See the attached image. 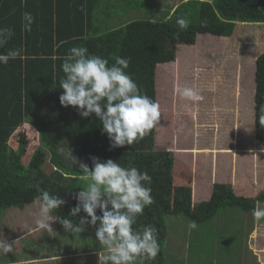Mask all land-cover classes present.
Returning <instances> with one entry per match:
<instances>
[{
    "label": "trees",
    "instance_id": "obj_1",
    "mask_svg": "<svg viewBox=\"0 0 264 264\" xmlns=\"http://www.w3.org/2000/svg\"><path fill=\"white\" fill-rule=\"evenodd\" d=\"M144 2L142 5L138 0H0V28L7 27L14 32L0 52L23 49L18 58L0 64V213L9 206L22 209L40 198L42 190H47L66 201L54 214L78 223L86 214L81 211L69 217V212L77 203L76 193L86 188L88 181L82 179L78 165L70 159L69 149L72 156L88 164L90 169L92 156L101 161H118L124 167L134 166L137 159L146 156L145 167L152 177L150 187L165 181L168 184L164 189L172 188L176 195L183 194L172 204L174 207H170L169 193L163 199L154 197L155 202L144 209L133 225L137 229L144 225L157 228L160 251L155 260L146 263L161 264L163 241L168 237L166 216H184L190 223L200 224L213 219L226 206L251 213L256 203L264 199V191L248 197L235 194L229 184H215L207 202L192 206L189 195L183 192L190 186L179 183V179L172 180L174 158L172 161L161 158L164 166L157 165V154L150 156L136 149L142 144L140 140L130 146L111 148L95 114L82 118L74 107L61 106L59 96L63 89L59 83L64 78L63 58L74 46L87 47L90 54L108 59L109 65L115 62L114 57L129 58L126 71L142 92L156 101L157 64L174 60L177 48L193 45L198 34L226 38L232 35L236 22L264 23V0H180L174 8L161 11L159 18L154 17L152 0ZM119 3L122 7L117 13L102 16ZM136 7L143 9L147 17L124 21L123 15ZM24 12H30L35 18L30 32L22 27ZM110 16L121 24L108 27ZM178 18L190 21L187 30H179ZM201 21H207L206 26H201ZM254 102V134L264 145V50L255 60ZM156 125L159 139L163 133V119L160 118ZM27 130L32 132L37 143L24 162L22 157L29 155L26 153ZM152 130L144 137L149 147L155 139L150 136ZM16 133L18 137L11 146L9 139ZM232 142V147L226 151L240 152L234 136ZM61 148L66 154L59 153ZM184 151L202 152L192 147ZM250 151L264 152V149ZM46 160L50 165L48 172L43 168ZM97 215H100L99 210ZM56 226L62 227L58 222ZM224 249L229 251L230 248ZM233 258L231 255L230 259Z\"/></svg>",
    "mask_w": 264,
    "mask_h": 264
},
{
    "label": "rangeland",
    "instance_id": "obj_2",
    "mask_svg": "<svg viewBox=\"0 0 264 264\" xmlns=\"http://www.w3.org/2000/svg\"><path fill=\"white\" fill-rule=\"evenodd\" d=\"M179 1L180 0H152L154 17H162L161 11L171 9ZM138 2L142 3V5L145 4L144 0H138ZM162 7L165 8L162 9ZM143 13V9L136 7L132 14H127L124 17V21L130 20L131 18L137 19L147 17V15ZM114 25H119V22L114 23ZM263 50L264 24L259 22L239 23L236 24V29L233 31V34L226 38L215 36L210 33L198 34L193 45H181L177 48L173 61L158 64L155 68L156 102L160 106L161 115L159 119L162 118L164 121V127L162 128L161 126L163 133L161 137L157 139L156 136L159 135V132L158 130L154 131L153 128L150 132L151 138H155L153 145L149 147L150 144H148L145 139L147 137L146 135L145 138L140 140L142 141L140 148L136 149L138 151L142 149L140 152L145 151L150 156H156L157 154L159 157L157 156L158 162H156V164L161 166H164L161 158L171 161L172 158H174L172 180L174 182V180L179 179V183L190 186L188 191L183 192L189 195L192 206L201 201L207 202L210 197L207 195V190H201L199 176H197L195 180H192L187 173L189 172V168H192L193 170H198L199 173L202 170L203 174H201V176L206 174L210 175L211 173L209 172L211 169L208 168L207 156L209 154H191L185 153L186 151L184 150L189 149L190 141L194 138V140H197L203 137L199 144L200 146L206 145L209 140V132L206 129H209L210 126L201 124H198L201 126L195 125L197 126L196 128L203 127L205 131L202 130L201 133L199 132V134L194 135L193 130L191 133L189 126L194 128L192 123H194L195 119L197 120V112H199L198 107L201 105L195 104V99L183 97L178 89L184 86L190 87L196 90L199 95L200 88L204 84L233 85V87L236 86L239 90L241 89L240 91H242V93L239 94L241 108L238 111L240 114L239 120H241V126L236 145L239 149H250L247 152H239L237 154V163L234 165L230 164V182H226V184H229L232 187V191L237 195L248 197L256 196L259 192L264 191V152H253L250 150H262L264 147L262 142L254 136L255 134L252 126L253 108L249 99L253 92V58ZM237 65H239L238 68L236 67ZM241 65L243 66L241 67ZM228 91L231 93V89H228ZM199 99L200 98H197L196 100ZM181 101H186L184 108ZM220 111L221 110H218V112ZM191 112L194 114L192 115ZM209 112H211V110H209ZM206 118L208 119V117ZM214 118L219 117L216 114ZM205 121L206 120L203 122ZM188 123H190V125H188ZM222 126L225 127L226 124ZM156 127L158 126L156 125ZM226 127L230 128V125ZM222 132H226V130ZM16 137H18L17 133L12 135L9 139V144L11 146H14ZM25 137L27 139L26 153L29 154L32 153L37 142L33 138L31 131H25ZM257 141H259V143ZM219 144V147H232L233 142L231 143V134L219 140ZM192 148L201 150L198 149L197 146ZM214 148L216 149V147ZM58 151L59 153L65 154L67 152L62 148ZM176 151H183L184 153L175 154ZM198 154L207 155L204 157V155L200 156ZM29 156L30 154L27 157H22V160L25 162ZM146 158L147 157L144 156L137 159L134 167H137L141 171H147V167H145ZM228 158V161L230 160L231 163V154L228 155ZM223 159L224 158H221V160ZM182 161H185V163ZM195 161H197L198 164H195ZM166 162L167 161H165V164H168ZM198 165H200V168ZM195 166H197V168H195ZM43 168L46 172L49 171L50 165L47 163V160ZM227 168H229V164ZM231 169L233 170L231 171ZM235 173L237 175L234 180ZM166 184L168 183L165 181L159 185L154 184L153 187H151V195L163 199L165 194L169 193L171 196L170 207H174L172 204H176V200L183 194L180 193L176 195V192L172 188L164 189V185ZM196 188H198L199 193L196 191ZM210 192V195H212L213 189ZM253 192L254 195H252ZM196 196L200 201L197 202V200H194ZM40 203L41 201L37 197L31 203L24 205L22 210H16L15 207H10V209L8 208L10 214L3 215L7 211H2L0 213V226L4 228L0 232L5 238L10 239L11 236L22 234V237H32L35 242L34 246L30 247L31 240L26 238L24 242L27 243V247H25V252H23L21 256H25L26 253H29L30 257L31 252L33 255H48V257L52 254H57L58 256L63 255L64 257L60 259L59 264H64L69 261L68 255L71 252V256H73L77 262H89L91 259H98V257L103 258V256L108 254V249L96 240V228L93 226H86V230L80 234H72L70 232H65L64 229H58L56 221H50L49 223L51 224L53 232L46 231L47 235L43 233L45 231L40 229L36 224ZM257 206L264 207V199L262 203ZM11 214H13V217H16L17 214L20 216L18 219L21 220V222L17 223V226L23 225L22 229L15 227L16 222L14 219L16 220V218L10 217ZM52 217H55L54 213ZM165 218L168 220V222L165 223V232L168 238L163 241V249L165 251L164 253L168 254V257L165 259L164 264L173 261H184L186 264H194L195 262H199L200 264H212L214 260L213 253L216 255L217 248L221 250L226 246L237 253L239 251H244L245 257H248L250 253L254 251L257 259L264 264V219L257 221L253 215L252 219L254 223L250 222L251 213H246L231 206H226L224 209H221L213 219L205 223L196 224L194 228L191 227L192 223L184 216H179L178 220H174L170 215ZM255 221H257V223H255ZM8 223H10V225ZM204 227H206L207 232H205ZM33 228L40 230H37L38 232L34 230L35 233L32 231ZM2 231H5L6 234ZM29 232L33 233L27 235ZM41 236L43 239L38 244L37 242L41 239ZM242 248L243 250H241ZM232 250V253L229 255L234 254ZM10 257H12V253L5 256L0 253V260L8 261ZM45 261L46 260L41 264H55V260L52 261L49 259L47 262ZM236 263L238 262H228L225 258L221 264ZM256 263L258 264V262Z\"/></svg>",
    "mask_w": 264,
    "mask_h": 264
},
{
    "label": "clouds",
    "instance_id": "obj_3",
    "mask_svg": "<svg viewBox=\"0 0 264 264\" xmlns=\"http://www.w3.org/2000/svg\"><path fill=\"white\" fill-rule=\"evenodd\" d=\"M34 19L30 12L23 13L24 31L32 30ZM239 23L246 22H236ZM189 24L186 18L176 20L180 31L187 30ZM206 24L207 21H201V26ZM13 35L12 29L0 28V49ZM176 38H179V32ZM22 52V48L0 52V64L18 58ZM114 60L109 65L108 59L90 54L87 47L74 46L63 58L61 69L64 78L59 83L63 89L59 96L61 106L74 107L82 118L95 114L111 148L130 146L143 139L151 129L158 130L156 124L161 115L159 104L144 94L126 71L129 58L117 56ZM178 90L185 98H198L193 88ZM68 155L73 164L78 165L82 179L88 181L86 188L76 193L74 198L77 203L70 209L69 217H75L81 211L86 215L78 223L68 217L55 215L53 218L52 214L66 201L42 190L36 219L38 227L53 232L49 222L56 221L65 232L80 234L86 230V226H94L96 240L108 249V254L102 258L103 264H146L155 260L160 251L157 228L153 225H144L140 229L133 227L144 209L155 202L150 187L152 177L148 172L134 166H121L112 159L101 161L95 156L90 157V169L88 164L72 156L71 149ZM97 210L100 215H97ZM253 215L257 221L264 219V207H255ZM191 227H196L195 221ZM13 251L12 244L4 238L0 239V253L6 255Z\"/></svg>",
    "mask_w": 264,
    "mask_h": 264
},
{
    "label": "crops",
    "instance_id": "obj_4",
    "mask_svg": "<svg viewBox=\"0 0 264 264\" xmlns=\"http://www.w3.org/2000/svg\"><path fill=\"white\" fill-rule=\"evenodd\" d=\"M122 6H120L119 4L114 5L112 8L113 10L109 11L108 13L102 15L104 17H106V15H114V13H117L119 11V9ZM126 7V6H125ZM135 9V8H134ZM133 10H130L128 12H126L123 16L125 17L127 14H132L134 12ZM123 17V20H124ZM100 18V17H99ZM130 19V18H129ZM132 19V18H131ZM108 20V27H115L116 25H114V23L119 22V24H121V22L119 20H112L111 16L110 18H107ZM127 21V20H126ZM118 26V25H117ZM105 28V27H104ZM259 55V54H258ZM257 55V56H258ZM257 56H255L253 58L254 61V75H253V92L251 93L249 102H251V106L253 108V113H252V126L254 129V112H255V108H254V96H255V60L257 58ZM239 65H237L236 67L238 68ZM243 65H241L242 67ZM228 89H231V93L228 91ZM241 90V89H240ZM238 88L233 87V85H212V84H204L201 86L200 88V95L198 94V98H200L199 100L195 99V104L197 105H201L199 106V112H197L198 116H197V120H194V123H192V125H194V128H192L191 126H189V129L191 131V133L194 130V135L195 134H199V132L201 133L203 129V127H198L195 125L201 124L204 126H210L209 129H206L209 134V140L208 143L206 145H202L200 146V140H202L203 137H200V139L194 140L191 139L190 144H189V148L191 147H198V149H201L202 152L201 153H208L207 154H198L200 156L205 157V155L208 156V168L211 169V171L209 173H211L210 175L206 174L201 176L202 170L200 171V173L198 172V170H193L192 168H189V172L187 173L188 175H190L191 179L195 180V178L197 176H199V182H200V186H201V190L204 189L208 191L207 195L210 197L211 194V190L214 188L215 184H221V183H226V182H230V176H231V172L230 171V164H236L238 161V156L237 154L239 152L236 153H231V152H227L226 150H230L229 148H224V147H219V140H222L224 138V136H229L231 134V138L236 139V141H238V133L240 130V126H241V120H239V116L240 114L238 113L239 109L241 108V103L239 100V97L242 93V91H240ZM182 102V106L184 108V106L186 105V101ZM209 110H211V112H209ZM218 110H221L220 112H218ZM209 112V113H208ZM217 114V116L219 118H214V116ZM191 114L193 115L194 113L191 112ZM208 117V119L206 118ZM212 118V119H211ZM214 118V119H213ZM193 120V119H192ZM191 120V122H192ZM204 120H206L205 122H203ZM213 120V121H212ZM226 124L230 125L229 127H223L222 125ZM188 125H190V123H188ZM198 125V126H201ZM225 128V129H224ZM226 130V132H222ZM205 131V130H204ZM211 131V132H210ZM203 133V132H202ZM255 136V135H254ZM205 140V139H204ZM259 143V141H257ZM195 143V144H194ZM263 145V144H262ZM216 147L218 150H215ZM264 147V145H263ZM250 148H241L239 150H241L240 152H247ZM183 151H176L175 154H183ZM187 153V152H185ZM231 154V163L230 160L228 161V155ZM199 158V157H198ZM221 158H224L223 160H221ZM183 163H185V161H182ZM187 163V162H186ZM195 164H198L197 161H195ZM229 164V168H227V165ZM206 166V165H205ZM198 167L200 168V165H198ZM195 168H197V166H195ZM202 169V168H201ZM233 169H231L232 171ZM196 174V176H195ZM228 175V176H227ZM236 173L234 175V180L236 179ZM198 190V188H196ZM262 192V191H261ZM201 193V192H200ZM203 194V193H201ZM254 195V192L253 194ZM251 196V195H250ZM194 200L200 201V199L196 196V198H194ZM262 200L259 201L256 204V207L258 204H261ZM29 204V203H28ZM10 206L7 207L4 211H7L6 213H4L3 215H8L10 214ZM16 210H22L19 209L17 207H15ZM252 213L251 212V218H250V222H253L252 219ZM14 214V213H13ZM13 214L10 215V217H13ZM18 217H20L18 214L16 215V220L14 219V221L16 222V226L17 228H23V225L21 226H17V223L21 222V220L18 219ZM174 218V220H178L179 216H172ZM12 220V219H10ZM166 222H168L167 218H166ZM254 223V222H253ZM252 223V224H253ZM255 223H257V221H255ZM10 225V223H8ZM254 225V224H253ZM10 228V227H9ZM4 229L3 227L0 226V231ZM61 230L64 229L63 227L60 228ZM38 232L37 230L40 229H35L33 228V232ZM205 232H207L206 227H204ZM46 235V230H44ZM3 233L6 234L5 231H2ZM33 232H29L27 235L32 234ZM35 232V233H36ZM202 232V233H205ZM22 234H19L17 236V234L15 236H11L10 239H7L4 237V235L0 232V239H6L10 244H12L14 251L12 252V257H10V260L6 261V260H0V264H41L43 263L44 260H46L45 262H47L49 259L54 261L55 264H59L60 263V259H62L64 256H58L57 254H52V255H44V256H40V254L38 255H33L32 252L30 253V257H29V253H26L25 256H21L23 252H25V247H27V243L24 242V240L26 238H29L30 241V247L34 246L35 242L32 239V237H25V236H21ZM26 235V236H27ZM13 237V238H12ZM168 238V237H167ZM43 239V237L41 236V239L38 240V244L40 243V241ZM218 246V245H217ZM216 246V247H217ZM215 247V248H216ZM232 249H229V251H226L225 249H221L217 248L216 250V255L213 253V262L212 264H221L223 262V260L226 258V260L228 262H238L236 264H257L256 262H258V264H261L262 261L258 260L256 257V253L253 251L252 253H250V255L248 257H245V252L244 251H239L238 254L237 252L233 251L234 254L233 255V259H230L229 257L231 255ZM243 250V248L241 249ZM16 252V253H15ZM164 249L162 248V258H163V262L161 264H164L165 259L168 257V254L164 253ZM72 252L68 255V259L69 261L67 263L64 264H103L102 262V257H98V259H91V261L89 262H77V260L75 258H73V256H71ZM4 255V254H3ZM6 255H10V253L6 254ZM5 256V255H4ZM44 259V260H42ZM88 261V260H87ZM181 262V263H180ZM174 263H179V264H186L184 263V261H176V262H167L165 264H174ZM148 264V263H146ZM194 264H200L199 262H195ZM263 264V263H262Z\"/></svg>",
    "mask_w": 264,
    "mask_h": 264
}]
</instances>
